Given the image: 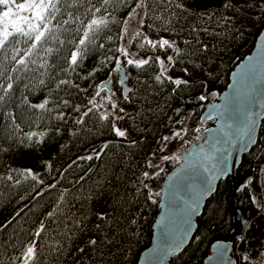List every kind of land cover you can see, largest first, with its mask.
I'll return each instance as SVG.
<instances>
[{
  "label": "snow or ice",
  "instance_id": "snow-or-ice-1",
  "mask_svg": "<svg viewBox=\"0 0 264 264\" xmlns=\"http://www.w3.org/2000/svg\"><path fill=\"white\" fill-rule=\"evenodd\" d=\"M250 28L261 35L264 0H0V157L51 142L55 148L36 167L0 164V199L23 204L0 224V234L46 201L26 231L0 240L5 251L12 249L9 264H132L130 246L138 242L144 218L141 200L164 208V228L145 260L175 254L193 230L190 216L199 215L201 201L214 193L212 182L228 174L231 149L241 145L236 151H247L256 143L264 117L253 111L257 96L264 95V37L255 56L233 73L223 104L212 105L203 118L218 119L216 128L192 129L198 147L184 148L192 144L184 140L191 113L173 104L205 101L217 62ZM157 118L169 129L157 151L176 139L184 150L159 157L154 151L129 177L125 167L132 168L130 158L140 145L133 131L140 125L147 131ZM97 134L109 138L57 167L60 153L69 150L66 138L79 143ZM109 156L116 159L106 162ZM169 160L183 163L163 193L154 192L146 181ZM82 161L100 164L83 168ZM77 169L69 186L65 182ZM251 172L237 191L257 214L264 213V163ZM176 218L170 243L167 225ZM213 248L217 256L209 262L264 264V244L259 251L241 246L235 260L225 256L228 245Z\"/></svg>",
  "mask_w": 264,
  "mask_h": 264
},
{
  "label": "trees",
  "instance_id": "trees-1",
  "mask_svg": "<svg viewBox=\"0 0 264 264\" xmlns=\"http://www.w3.org/2000/svg\"><path fill=\"white\" fill-rule=\"evenodd\" d=\"M257 28H259V25H257ZM248 31L249 34L243 39L232 42L229 50L225 52L223 58L217 62L218 69L216 75L211 79V82L205 89V92L207 93V99L205 101L198 102L192 100V102L186 104L181 101H176L173 104V107H181L184 110L185 115L191 113L190 119L185 122V126L188 129V134L184 137L185 141L194 139L196 134L192 131V129L196 127L203 129L213 125V120L207 121L202 125L199 121L200 114L204 106L208 102L216 100L217 95L225 89L228 83L229 74L234 66L252 50L254 42L258 36L257 29L250 28ZM88 63L91 64V61ZM100 76L103 78L102 73ZM211 92H216L217 95L213 97L210 94ZM199 94V91H194L193 93L194 96ZM185 99H189V97L186 96ZM142 129L143 125H140L133 131V136L140 140V145L138 148L133 150L135 154L134 158H130L132 168L125 167V171L129 177L132 176L133 169H137L138 165L143 167L142 158L146 155L151 154L154 151L157 153V157L160 155L175 154V148L183 143L180 139L173 140L167 145L165 151L160 153L157 151L158 141L162 135L169 134V129L165 127V124L160 123V118H157L151 124H148L147 131H143ZM108 138L109 136L106 134H97L95 137L88 138L79 143L75 142L71 138H66L69 150L60 153L63 159H59L57 161V167L64 164L69 158H74L76 155H85L86 146L87 149H90L93 142L97 146H100L102 142ZM53 144L54 142H51L35 149L20 148L15 150L12 156L8 159L0 157V164L14 163L17 166L22 167H36L41 160L48 159L50 156L55 154ZM262 157H264V118L260 123L256 143L250 151L244 154L241 158L235 175L236 186L241 185L248 176L252 175L251 168L255 167L258 161L264 163V160H261ZM115 159V157L109 156L105 158V161H114ZM153 159L154 163H160L157 158L154 157ZM88 163L100 164L99 161H82L81 167L86 168ZM177 164V162L171 160L162 163L161 167L164 171L161 172L159 176H155L154 179L146 181L150 184L154 192L159 191V187L164 177ZM144 170H148L150 172L154 171L153 169ZM95 171L103 172V168L95 169ZM79 172L80 169H77L76 173L69 176V181L65 183L70 186L69 182L74 179L75 175ZM121 175H123V173H121ZM93 179H95V177H93ZM91 183L92 182L89 181V184ZM87 187L88 185H85V188ZM231 193L232 189L230 179L226 178L220 180L216 186L215 192L205 202V204H207V208L203 206L201 215L196 220L197 227L194 236L191 238L188 245L180 253L174 256L167 264H201L203 258L208 255L209 246L213 242L228 240L230 238L232 221L228 200ZM45 203L46 201H42L41 204L36 205L30 212H27V215L20 218L18 222L13 223V225L8 228L7 233L0 234V240L11 239L17 231H26L28 224L31 223V220L36 219L43 211V205ZM234 203L236 209L240 210L241 214L246 218V225L244 226V232L241 236L246 237V241L241 244V237L233 240V255L231 257L235 260L237 256L242 254L240 251L241 246L245 249H248L249 246H251V250L259 251L260 246L264 244V213L257 214L248 201L244 199V194L241 192H236ZM141 204L144 210V218L141 223V234L136 238L138 242H134L130 246L131 252L128 256V260L131 261L132 264L137 263L139 254L149 246L151 240V226L154 217L158 213V203L152 204L151 202H148L145 204L143 200H141ZM98 206L104 207L103 201H99ZM21 207H23V204H18L15 200L10 201L8 199H0V224L9 220ZM26 221L27 224L25 223ZM195 236H199L200 239L194 240ZM10 256H12L11 247H8L7 251H5L3 247H0V264H9ZM69 264H71V260H69Z\"/></svg>",
  "mask_w": 264,
  "mask_h": 264
},
{
  "label": "water",
  "instance_id": "water-1",
  "mask_svg": "<svg viewBox=\"0 0 264 264\" xmlns=\"http://www.w3.org/2000/svg\"><path fill=\"white\" fill-rule=\"evenodd\" d=\"M261 35H258L255 42H254V45H253V48L252 50L247 54L245 55L235 66L234 68L232 69V71L230 72L229 74V78H228V83L225 87L224 90H222L218 95H217V98L216 100L214 101H211V102H208L201 114H200V117H199V121L200 123L203 125L205 122L207 121H210V120H207V121H203V118L206 117L208 115V112L209 110L211 109L212 105H220V104H223L224 102V95L226 93H228L229 91H231L229 89V85L232 84L234 81H233V73H236V72H239L241 68H243V66L245 64L248 63V59L250 57H253L255 56L256 52H257V49H258V44H259V40L264 37V29H261L260 31ZM247 71V70H246ZM242 75V78H243V73L241 74ZM261 87L259 84L257 85V88ZM255 107L253 108V111H262L264 112V95H258L257 96V99H256V102H255ZM264 117H262L258 123V126H257V129H256V133H255V136H254V139L256 141V138H257V134H258V130H259V127H260V123L262 121ZM218 124V119H213V125H211L210 129H215L216 126ZM201 135H207V133H201ZM187 141H192V144L188 145V144H185L184 145V148H187V149H191L193 147H198V143L194 140V139H189ZM199 143H203V141H200ZM255 143L253 144H249L248 145V150L247 151H243V150H240V151H236V149H240L241 148V145H236V149H231V151H233V155L230 156L228 158V165H229V171H228V174L227 175H224V176H220L219 179L217 180H214L212 183H213V187L214 189H216V186L217 184L219 183L220 180H223V179H226V178H229L230 179V182H231V189H232V193H231V196L228 200V206H229V211L231 213V221H232V226H231V235H230V238L228 240H220V241H215L213 242L210 246H209V249H208V255L203 258L201 264H227V259H225L224 261H220L219 259H214L213 261L209 262L208 261V257L209 256H213V257H216L217 256V250L213 248V245L216 244L217 242H221L223 244H226L228 245V251L227 253H225V256L226 258H231L232 259V245H233V240L236 239V238H239L242 236L243 232H244V226L246 225V218L241 214L240 210L236 209L235 207V203H234V198H235V194L237 192V189L240 187L239 186H236V180H235V175H236V171L239 167V164H240V161H241V158L244 154L248 153L250 151V149L254 146ZM184 149H182L181 145L177 146L175 148V154L176 155H179L181 151H183ZM180 163H183V160L180 161ZM180 163H178L163 179V181L161 182V185L159 187V192H162L165 190V188L167 187L168 185V180H169V177L172 176L176 170L180 167ZM215 192V191H214ZM160 198H158L159 200ZM208 199V198H207ZM202 200L201 201V209H200V213L199 215L197 214H192L190 216V220H191V223H192V226H193V230L192 232L189 234V240L185 241V243L181 246V248L173 255H166V256H162L160 257L159 259H156L154 258L152 261H151V264H167L174 256H176L178 253H180L187 245L188 243L190 242L191 238L194 236L195 234V231H196V220L197 218L201 215V212H202V208L206 202V200ZM164 212V208H162L160 206V204L158 203V213L157 215L154 217V220H153V223H152V226H151V240H150V244L149 246L144 249L138 256V259H137V263L136 264H149V262H147L145 260V255L151 250L153 249L154 247H156V244H157V237L159 236L160 234V231L164 228L163 225H160L159 224V221L161 220V215L162 213ZM179 224H178V218H176L173 222H169L168 225H167V231L169 233L168 235V240L169 242L171 243L172 242V239L173 237L175 236V233H176V229L178 228ZM164 245H162L163 247ZM234 260V259H232Z\"/></svg>",
  "mask_w": 264,
  "mask_h": 264
}]
</instances>
